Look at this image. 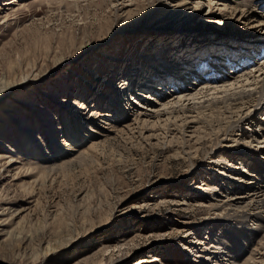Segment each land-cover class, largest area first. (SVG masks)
<instances>
[{
  "label": "rangeland",
  "instance_id": "1",
  "mask_svg": "<svg viewBox=\"0 0 264 264\" xmlns=\"http://www.w3.org/2000/svg\"><path fill=\"white\" fill-rule=\"evenodd\" d=\"M204 2L202 13L209 11ZM156 5L155 0H0V82L9 80L12 87L0 99V163L11 154L14 170H24L34 163L30 143L44 150L41 144L53 141L67 149L72 138L79 141L75 154L82 152L75 163L45 177L34 173L12 181L0 170V264H199L207 256L200 242L212 243L209 230L221 232L235 253H245L215 219L219 209L211 204L225 199L227 186L238 185L232 166L241 162L242 171L252 169L249 158L215 148L208 135L198 141L204 134L199 124L190 123L182 139L175 130L164 134L153 118L135 120L138 97L126 86L120 90L124 80L139 79V72H149V79L169 77L159 63L160 74L153 66L146 69L145 56L193 41L176 29L193 22L165 24ZM195 43L187 48L202 54L207 44ZM260 58L256 51L251 63ZM203 64L208 66L194 63V69ZM141 91L146 95L148 89ZM122 98L128 103L124 116L116 105ZM256 115L249 128L264 122L263 111ZM22 184L32 185V193ZM221 214L230 217L232 211L227 207ZM237 229L234 233L249 238ZM258 239L252 264H264V238ZM46 243L51 251L42 258ZM208 264L219 263L208 259Z\"/></svg>",
  "mask_w": 264,
  "mask_h": 264
},
{
  "label": "bare ground",
  "instance_id": "2",
  "mask_svg": "<svg viewBox=\"0 0 264 264\" xmlns=\"http://www.w3.org/2000/svg\"><path fill=\"white\" fill-rule=\"evenodd\" d=\"M155 1L157 2L156 6L162 8L165 13L161 19L165 24H173L176 19H180L182 24L188 22H193L192 24L195 22L198 24L214 23L215 25L212 27H194L191 24V26L180 25L179 29L176 28L186 35L193 36L191 42L193 44L197 42L195 46L200 47L204 43L207 46H202L203 53L201 54L195 52L194 49L187 48L188 45H192L188 40L189 43H184V41L181 43L183 48L172 47L169 49L171 47L169 46L168 48H160L159 51L148 52L149 55L145 56L146 58L143 60L146 64L148 63V67L145 66V68L149 70L154 68L160 74L159 68L156 67V64L159 63L162 68L165 67V70H168L167 75L169 77L162 75L158 76V79L154 77L149 79L148 76L146 77L149 72L147 74L139 72L140 75L137 73L139 79L124 80L120 90H124L126 86L128 89H132V94L137 95V102H134L137 103L138 108L133 113L135 120H140L141 116L144 117V121L153 118L152 120H155L153 125L162 126L160 128L164 134H171L175 130L182 139L185 128H189L190 123H196L200 125L199 128L204 133L197 137L198 141L208 135V137L213 138L215 148L223 146L221 148L223 151L235 150L237 154L241 153L243 161L249 158L248 161L252 165V169L248 172L247 169L242 171L238 167L241 162L232 166L238 171L236 178L238 185L227 186L225 190L228 191L224 195L225 199L211 204V209H219L218 213L215 214V219L226 224L228 231H230L227 234L241 245L245 253H235L228 247V240L226 241L221 236V232L219 234V232L209 230L208 237L212 243H209L207 247V243L200 242L203 244L207 256L200 258L202 260H199L198 263L208 264V259H212L219 264H252L256 254H258V250H256L258 246L255 247L254 243L261 241L258 237L264 238V122L259 120L258 129L249 128L257 118L256 114L263 111L264 115V12L257 9L264 7V0H216L219 2L218 4H212L213 0H205V2L204 0ZM163 1L167 4L164 5ZM203 2L208 5L209 11L206 13L201 11V3ZM190 3L193 5L187 7ZM213 6L219 7L214 11ZM188 11H190L189 14H187ZM192 32L197 33L192 34ZM203 32L204 35L194 38ZM242 34L245 35V38L242 37ZM236 36H238L239 41ZM240 39H244L245 42ZM218 47L225 48L226 51L219 53ZM259 50L260 52H258ZM256 51L261 57L258 59L260 62L252 64L251 61ZM193 59H195L196 65L200 62H208V66L205 67L203 64L200 66L201 68L194 69ZM142 66L144 67V64ZM142 66L137 67V70H142ZM161 78L162 82H159ZM169 80L170 82L175 81L172 89L167 87ZM7 82L9 80L0 82V99L12 88L7 86ZM131 82H134V85H131ZM171 83L173 84V82ZM142 86L148 89L146 95L141 93L143 92L141 91ZM117 103L116 105L120 109L119 113L123 116L127 115L128 107L126 105L128 103H124V98L118 99ZM110 117L114 118V116ZM67 133L69 134L68 131ZM245 133L251 140L242 141L245 138ZM83 135L80 134L82 139H84ZM69 141V143L66 142L69 145L67 149L58 148L53 141H48L47 144L45 142L44 145L41 144L42 147H45V151L30 143L28 145L32 150L29 156L30 158L33 157L34 163L31 164L34 165L29 164L24 170L15 171L12 164L9 163L12 160L10 154L7 162L0 163V170L10 174L12 181L20 179L25 181L32 178L34 173L45 177L49 172H53L56 167L75 163L80 156L82 152L75 154L74 151V147L78 146L79 141L72 138ZM226 142L232 143L227 145ZM248 142L250 144L247 146ZM15 143L17 142L15 141ZM91 144L92 147L95 145ZM10 149L14 151L18 148L11 145ZM220 155L223 154L220 153ZM220 155L215 160L218 164L220 163ZM35 163L39 166H36ZM226 165L234 164L228 162ZM224 172V169H221L220 173L224 174ZM218 185L219 189L223 187V184L219 183ZM22 187L24 191L32 193V185L22 184ZM214 188V186H207L209 191H214ZM227 207L232 211V214H229L230 217H222L221 213ZM221 218L223 219L221 220ZM245 219L251 224L241 221ZM3 224L0 221V228ZM240 227L249 235V238L242 234L238 235L239 232L234 233L235 229ZM23 241L25 238L22 239ZM50 245L46 243L39 250L42 251V258H45L51 251L52 246ZM246 254H248L247 257H245Z\"/></svg>",
  "mask_w": 264,
  "mask_h": 264
}]
</instances>
